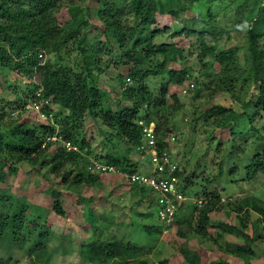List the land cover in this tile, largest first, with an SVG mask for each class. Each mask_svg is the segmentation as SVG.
Listing matches in <instances>:
<instances>
[{
  "label": "rangeland",
  "instance_id": "rangeland-1",
  "mask_svg": "<svg viewBox=\"0 0 264 264\" xmlns=\"http://www.w3.org/2000/svg\"><path fill=\"white\" fill-rule=\"evenodd\" d=\"M102 2L63 0L59 13L62 25L56 37L59 51L56 45L47 43L43 48H47L46 62L81 73L85 67L79 40L85 37L83 47L87 52L98 55L99 64L104 69L103 72H95L94 76L95 85L104 91V106L124 110L131 102L122 98L120 79L127 82L130 69L139 64L131 61L125 65L128 60L125 52L130 48L128 42L123 48L113 37L104 36L102 17L106 14L101 9ZM263 5L264 0H182L184 10L179 9L177 17L171 16L168 9L164 13L158 12L157 24L151 29L156 27L159 30L153 41L156 45H173L181 51L176 60L168 64L167 70H188L190 73L183 86H169L170 95H178L182 110L174 116L170 107L164 108L161 114L152 109L149 112L153 121L159 115L169 121V131L165 127L159 135L161 142L178 161L183 173L180 178L183 189L187 186L185 180L191 179L188 189H185L188 201L184 207L194 206L191 198H196V193L216 201L210 213L211 223L206 228L199 222L201 212L192 214V210L184 216H179V213L172 223L164 224L157 217L155 197L121 177L101 176L96 183L86 181L75 184L78 172L74 169L67 177L68 181L62 183L68 167L54 172L52 165L48 164L49 154L44 160L17 162L6 150L0 156V206L5 210L9 203L19 201L30 208L20 241L7 240L0 245V264L37 263L38 251H35L45 243V239L38 237L45 232L42 229L44 224L49 229V241L46 242L52 253L49 264H91L82 254L83 246L94 241L104 243L114 240L135 244L143 248L144 254L111 264H138L140 259H146L149 264H191L187 260V252L198 256L200 264H244L248 261L264 264L263 222L251 209L252 202L264 205V175L249 180L246 175L251 158L261 151L264 144V113L257 115L253 125L247 117V114L254 113L258 91L247 39L248 20L252 15L256 16ZM70 8H77L74 19L82 24L74 40L61 45L60 42L71 32L64 26L71 18ZM130 8L124 9L119 19L126 33L135 27ZM0 43L4 44L1 33ZM205 47H215L219 52L227 53L232 56V61L218 63L206 54ZM159 58L162 60V57ZM26 70L17 69L14 60L8 65L0 62V139L7 142L11 141L12 130L17 125L25 123L38 127L40 124L38 120L41 119L26 108L39 90L32 93L36 74H22L27 73ZM146 82L154 95L169 83L167 75L151 76ZM191 83L195 84V88L184 94L183 90ZM130 86H136L132 79ZM216 106L231 108L232 112L225 114L228 120L234 111L239 113L233 123L235 141L228 129L215 122L222 117L212 115L207 118L204 114ZM52 110L55 115L64 112L56 104H53ZM140 115L144 116L143 111ZM221 121L224 124L227 122ZM70 128L77 137H85L91 145L93 154L80 151L85 165L92 158H104L113 143L119 151L125 150L124 142L115 133H109L100 118L85 114L81 119L72 120ZM131 158L138 161V168L145 171L142 163L144 160L149 164V155L142 159L143 156L134 151ZM85 165H81L79 173L89 176ZM212 179L214 181L210 184ZM203 186L207 188L204 190ZM55 191L61 193L67 213L65 218L52 210V193ZM89 209L94 216L92 218L88 214ZM37 215L43 218L39 219ZM241 223L244 229L240 228ZM220 224L237 226L242 233H225ZM246 236L251 239L258 237V240L248 243ZM242 247L254 250L256 256L236 254Z\"/></svg>",
  "mask_w": 264,
  "mask_h": 264
},
{
  "label": "trees",
  "instance_id": "trees-1",
  "mask_svg": "<svg viewBox=\"0 0 264 264\" xmlns=\"http://www.w3.org/2000/svg\"><path fill=\"white\" fill-rule=\"evenodd\" d=\"M63 0H0V33L2 41L0 43V62L8 65L14 60L17 69H27L22 72L24 75H30L35 72L37 81H35L32 93L43 88V97L49 99L53 104L59 106L64 111L55 115V125L50 121L38 120L39 126H27L25 123L17 125L12 130V139L10 142L0 139V156L2 152L8 151L13 159L17 162L44 160L49 154L48 164L52 165L54 172L61 168H67L65 175L61 182L66 183L67 177L74 171L78 172L74 178L75 184H82L84 182H97L101 176H96L87 172L85 165V158L80 151H86L88 154H93L90 143L83 138L77 137L70 128L72 120L84 117L89 114L92 118H100L102 123L110 130L109 133H115L121 141L124 142L125 150L119 151L115 143L108 151L104 158H101L106 164L116 165L122 168L124 172L135 173L140 172L138 168V161L131 158L134 151L138 152V147L141 144L142 131L138 125V120L144 119L148 123L154 122L156 124L157 132L163 131L167 127L169 121L163 115H159L156 121L151 119L150 110H156L161 114L164 108H171L173 116L182 110L183 105L177 94L170 95L169 86L176 85L181 87L190 78L188 70H167L170 62L176 60L177 54L181 51L176 49L173 45H156L154 41L155 34L159 31L158 28L151 30L156 24V14L158 12L164 13L168 9V13L174 18L179 14L178 10H184L182 7V0H103L101 9L106 14L104 21V36L106 38L113 37L120 47L125 48L127 42L130 44L129 50L125 52L128 60L125 65L135 61L139 65L131 68L127 82L125 79H120L122 88V98L131 102L128 109L121 110L117 108H106L102 99L104 98V91L101 87L95 85V72H103V67L99 64V57L95 52H87L83 47L86 38L82 37L79 40L81 54L83 56V65L85 70L81 73L72 72L63 67H55L50 62L44 65L39 64L38 54L45 51L44 43L49 45H56L57 52L59 51V43L56 41L61 27L60 12L62 10ZM190 2L194 0H189ZM131 8V14L135 18V27L130 32L126 33L120 26L119 19L123 16V10ZM77 8L69 9V16L71 18L64 24L70 29V33L66 36L61 45H65L70 40H74L75 35L80 30L79 26L82 24L78 20L76 23ZM141 20V21H139ZM249 28L247 31V39L249 41V48L252 54V63L255 73V80L257 82V97L254 105V113L247 114L248 122L253 125L257 115L264 113V5L260 7L256 16H251L248 20ZM151 30L149 34L147 32ZM129 34V35H128ZM6 45L8 47H6ZM206 54L210 55L215 61L220 64H228L232 61V56L225 52H219L215 47H205ZM159 57H162L160 60ZM157 58V60H155ZM159 58V59H158ZM167 75L169 83L162 87L159 94L154 95L146 82L151 76ZM136 83V86L129 87L130 80ZM129 80V81H128ZM128 84V85H127ZM171 101V104L170 102ZM252 104V101L250 105ZM67 111V113L65 112ZM143 111L144 116L140 115ZM232 112L231 108L226 109L222 106H216L207 110L204 114L207 118L212 115H217L215 120L217 125L228 129L231 138L236 140V132L233 123L239 113L234 111L230 114V120L226 119V112ZM39 118V116L34 113ZM58 118V119H57ZM225 118V119H224ZM40 119V118H39ZM57 119V120H56ZM227 121L226 124L221 123ZM59 127L58 136L63 137L64 140L70 141L79 148V152L68 151L62 146L60 142L48 141L49 138L56 136L57 127ZM169 131V128H165ZM264 141V136L262 137ZM48 141V143H47ZM47 143V144H46ZM258 144V142H257ZM256 144V145H257ZM259 145H262L261 143ZM163 146V145H162ZM235 146V144H234ZM233 146V147H234ZM261 151L255 153L250 160L247 167V179H253L257 175H264V144ZM139 153V152H138ZM140 154V153H139ZM143 156L142 154H140ZM144 157V156H143ZM100 160V158H97ZM81 165H85V171L89 176H84L79 173ZM73 168V170H72ZM181 170L178 176L182 177ZM188 189L191 179L187 178ZM211 180L210 184L213 183ZM142 191L147 190L150 195L151 191L145 187L136 186ZM204 190L206 186L202 187ZM185 189H183L185 193ZM186 194V193H185ZM196 198H202L200 193H196ZM219 200V196H217ZM53 204L52 210L61 217H67V213L63 207L60 192L52 193ZM207 203L203 208L199 209L196 204L193 207L189 206L194 212H201L199 222L202 227L206 228L210 223V213L214 210L216 201L207 199ZM153 201H155L153 199ZM10 206L5 210L0 206V245L7 240L12 242H19L23 234L26 215L30 206L26 203L17 201L15 204L9 203ZM184 206L181 208L183 210ZM13 209V211H12ZM251 209L258 213L261 217L264 227V205L252 202ZM180 210V212H181ZM235 211V210H234ZM90 217H94L89 209ZM37 217L43 218L37 215ZM180 221V218L178 219ZM219 227L230 234L242 233L244 225L241 223L240 228L237 226H229L220 224ZM45 232L39 235L40 240L45 239V243L35 251L37 255V263L44 262L49 264L52 253L47 248L46 242L49 241V229L47 226L42 227ZM257 239H251L246 236V241L253 243ZM82 254L91 264H111L116 260L130 259L135 255H143V248L130 242L124 243L122 241L114 240L108 242L97 243L89 242L83 246ZM241 256H252L256 254L254 250H245L243 247L239 253ZM187 260L191 264H200L199 257L187 252ZM193 257V258H192ZM138 264H149L146 259H140ZM230 264V263H227ZM244 264H251L249 261Z\"/></svg>",
  "mask_w": 264,
  "mask_h": 264
},
{
  "label": "built area",
  "instance_id": "built-area-1",
  "mask_svg": "<svg viewBox=\"0 0 264 264\" xmlns=\"http://www.w3.org/2000/svg\"><path fill=\"white\" fill-rule=\"evenodd\" d=\"M47 56L45 51L39 52L38 58L40 65L45 64ZM194 88L195 84L191 83L188 88L183 90V93L185 94L188 90ZM37 93L30 100L29 104L26 105V108L36 113L41 120L50 121L52 125H55V114L52 110L53 105L51 101L43 97V88L39 89ZM138 125L142 131V139L137 150L144 157L147 155L150 156L149 172H124L121 167L106 164L96 158L89 160L87 172L97 176L115 175L126 180L133 186H141L149 189L155 197L154 202L156 204L158 219L164 224H170L176 219L181 208L188 201V197L184 193L181 185L180 176H178L180 167L174 155L161 142L155 123H148L146 120L140 119L138 120ZM58 133L59 129H57L56 136L49 138L48 141L60 142L66 150L79 152L78 147L70 141L64 140L63 137L58 136ZM191 201L199 209L203 208L207 203L205 197L191 198Z\"/></svg>",
  "mask_w": 264,
  "mask_h": 264
},
{
  "label": "crops",
  "instance_id": "crops-1",
  "mask_svg": "<svg viewBox=\"0 0 264 264\" xmlns=\"http://www.w3.org/2000/svg\"><path fill=\"white\" fill-rule=\"evenodd\" d=\"M142 159H144V157H143ZM142 164H144V167H145L146 169H145V171H143V170L140 169V172H141V171H143V172H148V169H150L149 164H146L144 160H143V163H142ZM141 168H142V167H141ZM147 168H148V169H147ZM189 210L191 211V208H190L189 206L184 207L183 210H181L179 216H180V215H181V216L188 215V214L190 213ZM178 218H179V217H178ZM232 264H236V263H232Z\"/></svg>",
  "mask_w": 264,
  "mask_h": 264
}]
</instances>
